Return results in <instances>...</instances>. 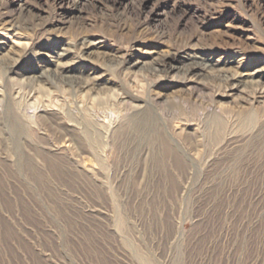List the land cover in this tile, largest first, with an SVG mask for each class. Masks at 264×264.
Returning a JSON list of instances; mask_svg holds the SVG:
<instances>
[{
  "label": "rangeland",
  "instance_id": "rangeland-1",
  "mask_svg": "<svg viewBox=\"0 0 264 264\" xmlns=\"http://www.w3.org/2000/svg\"><path fill=\"white\" fill-rule=\"evenodd\" d=\"M258 69L264 0H0V264H264Z\"/></svg>",
  "mask_w": 264,
  "mask_h": 264
},
{
  "label": "bare ground",
  "instance_id": "bare-ground-1",
  "mask_svg": "<svg viewBox=\"0 0 264 264\" xmlns=\"http://www.w3.org/2000/svg\"><path fill=\"white\" fill-rule=\"evenodd\" d=\"M18 43V42H17ZM18 47H21L20 45H17ZM27 49V48H26ZM20 54V53H19ZM9 56V55H8ZM21 56V55H20ZM17 61H14L12 64L8 65V68H12L13 66H16ZM198 63H196L197 65ZM200 66V68L202 69H210V64L209 65H201L198 64ZM167 65L165 63V61H160L158 62L155 67H154V71L155 72H159L162 71V68H165ZM168 68H174L173 66H167ZM166 67V68H167ZM197 67H189L187 69H185L184 75L186 76H190L189 78H191V76H195L197 75ZM183 69V68H182ZM169 71V70H168ZM3 73V72H2ZM214 74V73H213ZM59 79L62 80L65 84H69L70 86H75L77 87V89L79 91H85L88 90V88L90 87L89 84L87 83H81L79 81H75V80H69L67 78H65V76L59 75ZM215 76V75H214ZM45 77V76H43ZM55 78V76H48L46 78ZM224 80L227 83V88H229V90H233V89H238L239 86H247V85H252L253 89H252V100L251 102H256L257 100H259L263 94H264V87L260 88V83L264 80V69H258L256 71H254L253 73H242V74H229V75H224ZM57 83V82H56ZM246 88V87H245ZM76 89V90H77ZM248 89V88H247ZM75 90V91H76ZM248 92V90L244 91V94H246ZM249 93V92H248ZM83 95V94H82ZM137 99V98H136ZM140 99V98H139ZM128 100V99H127ZM242 102H246L248 101L246 98H242L241 100ZM250 101V100H249ZM53 108V107H52Z\"/></svg>",
  "mask_w": 264,
  "mask_h": 264
}]
</instances>
